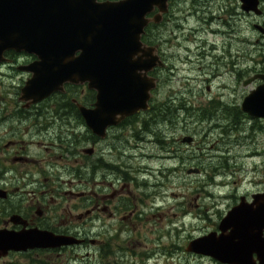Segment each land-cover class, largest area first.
<instances>
[{
  "label": "flooded vegetation",
  "instance_id": "obj_1",
  "mask_svg": "<svg viewBox=\"0 0 264 264\" xmlns=\"http://www.w3.org/2000/svg\"><path fill=\"white\" fill-rule=\"evenodd\" d=\"M215 34L221 33L216 31ZM193 44H197L195 50L201 52L204 43ZM202 55L206 57V68L211 71V77L204 80L205 91L212 97L207 103L196 104V90L192 88L188 92L187 103L177 104V110L189 113L188 125H196L201 120L209 122L212 120L210 114L215 112L235 113L236 119L225 120V127L240 124L239 117H245L264 130V120L243 114L244 101L240 105L234 101L238 86L244 82L243 53L236 55L229 50L224 55L214 52L211 55L214 58L207 53ZM158 56L163 66L157 71H171L172 65L160 42ZM208 58L214 59L212 66ZM188 60L193 64V59ZM253 62L261 68L250 69L252 75L248 80L264 75V61L256 59ZM38 63L39 58L35 54L16 50H6L0 58V231L13 234L47 232L54 236L72 237L81 243L60 249L11 251L0 259V264H73V259L82 262L90 258L87 264H120L115 257L123 261L128 252L130 258H143L144 264L158 255L167 256V262L176 257L180 263V259L184 258L188 264V260L180 255V246L172 242L166 248L160 243L162 237L170 236L173 229H158V224L163 221L173 224L176 217H166V213L160 214L159 209H153L156 208V194L152 197L145 194L146 187L151 186V181L146 178V175L150 176L147 174L150 168L145 165L139 169L133 164L134 158L143 163L149 159L144 151L145 140L148 139L143 129L148 131L145 120L151 112H140L108 128L102 137L88 128L79 109L80 106L96 109L97 91L90 90L88 84L67 82L61 90L46 98H42L46 96L44 92L39 91L33 97L30 95L32 91H26L29 82L37 76L42 77ZM231 77L232 85L226 82ZM221 79L224 80L219 88L221 92L219 96H213L212 83ZM262 84L263 81L257 79L250 85L258 88ZM202 93L199 89L198 94ZM151 109H154L153 106ZM143 122L142 129L131 132L137 123ZM197 131L195 129L194 132ZM248 139L249 143L253 140L250 136ZM226 140L231 142L232 138L227 137ZM196 145V141L189 144V150ZM198 151L201 152L200 149ZM142 173H145L143 181L140 179ZM66 175L73 179L67 181ZM260 193L240 198L238 195L227 197L232 199L229 202L233 204L219 212L217 224L204 235L218 232L223 218L243 198L251 204L253 197ZM146 198H150L153 207L150 213L140 210ZM147 224L151 225L149 230L153 240L147 237L150 246L139 253L128 246V238L133 233L145 236ZM113 240L116 251L112 248ZM186 246L182 250L183 255L197 257L187 251L189 243ZM81 251L84 253L80 255Z\"/></svg>",
  "mask_w": 264,
  "mask_h": 264
},
{
  "label": "rangeland",
  "instance_id": "obj_2",
  "mask_svg": "<svg viewBox=\"0 0 264 264\" xmlns=\"http://www.w3.org/2000/svg\"><path fill=\"white\" fill-rule=\"evenodd\" d=\"M260 1L264 11V0ZM256 25L264 29V15L244 13L240 0H174L165 22L153 33L154 41L161 43L172 70L162 73L155 71L154 75H151L158 78L159 83L152 98V106L158 107V111L148 114L145 120L148 122V131L143 129L148 139L145 140L144 151L149 159L144 160V164L134 158L133 164L139 169H143L142 166L145 165L150 166L147 173L150 176L146 175V178L151 181V186L146 187L145 194L149 197L156 194V208L151 206L150 198H146L140 210L150 213L151 208L159 209L160 214L166 213V217H176L173 224L170 221L158 224V229H173L171 235H164L160 243L166 248L172 242L180 246V255L188 260V264H219L211 258L187 257L183 255L182 250L187 247V243L203 236L217 224L219 212L222 213L227 205L233 204L229 202L232 199L228 200L227 197L238 195L240 198L258 191L264 192V130L260 125L254 126L245 117H239L240 124L233 121L235 124L225 127V120H234L236 115L218 112L210 114L212 120L209 122L201 120L197 121L196 125L190 124L194 127L191 129L188 125L189 113L177 110L176 106L187 103L188 92L192 88L196 90V104L207 103L208 98L212 97L205 91L204 80L211 77V71L206 68V57L202 55L204 53L209 56L216 51L218 55H224L229 50L236 55L243 53L244 82L238 86L235 93L237 97L234 98L239 105L257 89L252 85H244L245 81L251 78L250 69L261 68L253 61H264V34L255 29ZM217 30L221 31L220 35L215 34ZM195 42L204 43L201 45V52L195 50ZM189 58L193 59V64ZM212 58H208L210 66L214 62ZM223 81L221 79L212 83L213 96H219ZM226 82L232 85V77ZM199 89H202V95L198 94ZM145 122L137 123L131 132H138ZM218 125L220 127H217ZM195 129H198L197 133L194 132ZM249 136L253 138L250 143ZM185 137H196L194 141L197 145L194 149L189 150L188 145L182 144ZM227 137L232 138L231 142L226 140ZM191 169L199 170V173L189 176L187 171ZM144 176L145 173L140 175L142 181ZM71 178L73 179L65 176L67 181L72 180ZM154 186L157 188L152 189ZM147 225L145 236L140 237L133 233L128 238V246L139 253L150 246L147 237L153 240V234L151 235L149 230L151 225ZM112 243V248L116 251V242L113 240ZM156 245L159 244L152 246ZM83 253L81 251L79 254ZM129 255L128 252L123 261L118 257L115 259L120 264H144L143 258H130ZM165 257L167 256L158 255L148 264H186L184 258L178 263L176 257L170 262H167ZM90 259L82 262L79 259L71 261L75 262L73 264H87ZM111 260L114 261V258Z\"/></svg>",
  "mask_w": 264,
  "mask_h": 264
},
{
  "label": "water",
  "instance_id": "obj_3",
  "mask_svg": "<svg viewBox=\"0 0 264 264\" xmlns=\"http://www.w3.org/2000/svg\"><path fill=\"white\" fill-rule=\"evenodd\" d=\"M171 0H0V58L6 50L35 54L42 77L26 91L33 97L61 90L67 83H88L97 91L96 109L79 107L89 127L104 137L112 126L150 110L157 80L148 76L162 63L157 48L143 43L151 24H160ZM242 10L261 16L260 0H240ZM158 10L153 17L148 16ZM256 28L264 34L261 26ZM80 53L78 56L77 54ZM263 84L244 101L242 111L264 119ZM187 137L183 143L191 144ZM198 170H189L196 174ZM245 198L213 232L190 242L187 251L220 264H264V194ZM81 242L47 232L0 231V259L11 251L60 249Z\"/></svg>",
  "mask_w": 264,
  "mask_h": 264
},
{
  "label": "trees",
  "instance_id": "obj_4",
  "mask_svg": "<svg viewBox=\"0 0 264 264\" xmlns=\"http://www.w3.org/2000/svg\"><path fill=\"white\" fill-rule=\"evenodd\" d=\"M104 1H120V0H104ZM157 29V27L155 25H150L147 30H146V35L143 37V42H145L148 45H156L157 42L154 41V37H153V33L154 31ZM154 108V106H153ZM158 111V107L154 108L152 112L156 113ZM162 142L164 143V140H162Z\"/></svg>",
  "mask_w": 264,
  "mask_h": 264
},
{
  "label": "bare ground",
  "instance_id": "obj_5",
  "mask_svg": "<svg viewBox=\"0 0 264 264\" xmlns=\"http://www.w3.org/2000/svg\"><path fill=\"white\" fill-rule=\"evenodd\" d=\"M210 23L212 24V21H211ZM204 26H205V25H204ZM209 26H211V25H209ZM202 27H203V26H202ZM205 28H206V27H205ZM205 28H204V29H205ZM213 28H214V27H213ZM206 29H207V28H206ZM198 31H199V30H198ZM204 31H205V30H204ZM217 33H221V31H220V30H217ZM208 34H209V33H208ZM210 36H211V35H210ZM218 121H219V120H218ZM220 124H221V123H220ZM220 124H219V125H220ZM222 124H223V123H222ZM218 129H219V128H218ZM144 153H146V152H144ZM146 154H147V153H146ZM152 162H153V161H152ZM149 167H150V166H149Z\"/></svg>",
  "mask_w": 264,
  "mask_h": 264
}]
</instances>
